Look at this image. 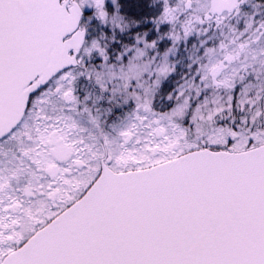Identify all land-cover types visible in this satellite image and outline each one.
<instances>
[{"label":"snow or ice","instance_id":"1","mask_svg":"<svg viewBox=\"0 0 264 264\" xmlns=\"http://www.w3.org/2000/svg\"><path fill=\"white\" fill-rule=\"evenodd\" d=\"M0 264H264V0H0Z\"/></svg>","mask_w":264,"mask_h":264}]
</instances>
